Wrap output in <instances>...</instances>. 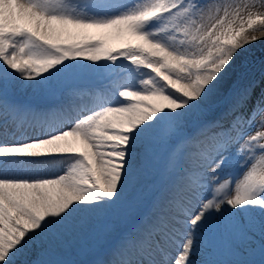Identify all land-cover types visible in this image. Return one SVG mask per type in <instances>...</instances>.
Masks as SVG:
<instances>
[{"label": "snow or ice", "instance_id": "6c2138e0", "mask_svg": "<svg viewBox=\"0 0 264 264\" xmlns=\"http://www.w3.org/2000/svg\"><path fill=\"white\" fill-rule=\"evenodd\" d=\"M260 39L264 0H0V264H264Z\"/></svg>", "mask_w": 264, "mask_h": 264}, {"label": "rangeland", "instance_id": "374dc122", "mask_svg": "<svg viewBox=\"0 0 264 264\" xmlns=\"http://www.w3.org/2000/svg\"><path fill=\"white\" fill-rule=\"evenodd\" d=\"M114 46L119 45L114 44ZM236 65L239 66L240 61H238ZM262 65H264V48H261V50L259 52H256V54L249 55V57L245 61H243L242 65H240V68L235 73L232 81L246 82L247 79L252 77L258 79L260 76ZM96 83L100 84L101 82L94 78L88 79V82H85V84L89 86H96ZM52 167L54 168L56 166ZM128 223H131V220L125 222L116 216L108 217L107 219L102 220L101 223L99 222L93 226V234L91 236V239L96 238L97 242H101L103 240H112V238H114L116 235H119V233L122 231L121 229ZM90 240L87 241V243L91 245L89 251L84 253L83 255H80L79 259L85 257L93 249V246L97 244H91Z\"/></svg>", "mask_w": 264, "mask_h": 264}, {"label": "bare ground", "instance_id": "6f19581e", "mask_svg": "<svg viewBox=\"0 0 264 264\" xmlns=\"http://www.w3.org/2000/svg\"><path fill=\"white\" fill-rule=\"evenodd\" d=\"M237 2H239V0H237ZM257 35H259V34L257 33ZM261 48H264V39H260V40H257L256 42L252 43V44L246 45L245 48L239 52V54L237 55L233 65L229 69L228 79L230 81H232L233 77L235 76V73L240 68V65H242L243 61H245L249 57V55L256 54V52H259L261 50ZM238 61H240L239 66L236 65V63ZM87 80L88 79H86L85 81H87ZM96 86L97 87L101 86V83L100 84L96 83ZM91 102H92L91 98L87 95L83 96L81 98V100L79 101V103H82V104H89ZM105 219H107V218H105ZM102 220H104V219H102ZM101 221H99V222L101 223ZM99 222H97V223H99ZM97 223H95V224H97ZM90 239H91V237L89 238V240ZM90 241H91V244L97 243L96 245L93 246L94 248L91 251V253H97V254L99 253L100 254V253H102V250H104V248H106V246L108 245L107 241L97 242L96 238H92ZM102 258H104L103 254H102Z\"/></svg>", "mask_w": 264, "mask_h": 264}]
</instances>
